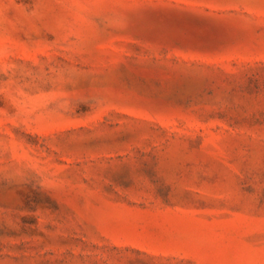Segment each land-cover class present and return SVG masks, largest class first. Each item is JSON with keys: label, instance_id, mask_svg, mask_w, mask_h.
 I'll use <instances>...</instances> for the list:
<instances>
[{"label": "rangeland", "instance_id": "1", "mask_svg": "<svg viewBox=\"0 0 264 264\" xmlns=\"http://www.w3.org/2000/svg\"><path fill=\"white\" fill-rule=\"evenodd\" d=\"M0 264H264V0H0Z\"/></svg>", "mask_w": 264, "mask_h": 264}]
</instances>
